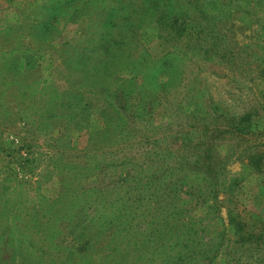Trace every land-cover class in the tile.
Returning a JSON list of instances; mask_svg holds the SVG:
<instances>
[{
	"label": "trees",
	"instance_id": "obj_1",
	"mask_svg": "<svg viewBox=\"0 0 264 264\" xmlns=\"http://www.w3.org/2000/svg\"><path fill=\"white\" fill-rule=\"evenodd\" d=\"M41 2L32 10L18 7L15 12L17 26L14 28L27 39V45L33 41L32 44L39 48L34 46L32 53H27L29 49L22 53V69L20 58L13 61L8 57L3 64L8 76L18 77L23 73L20 74L22 77L25 73L21 71L36 66V53L52 48L54 40L59 37V23L65 28L86 22L85 37L81 43L69 46L74 50L73 56L64 58V52L56 51L60 59L64 58L66 72L58 87H54L56 83L43 84L41 77H32L30 84H26L25 77L16 78L14 86H21L16 83L20 82L24 85L22 91L30 97L38 93L46 96V91L50 92L48 102H45L46 110L39 119L59 117L53 114L58 106L62 115H67L64 119L67 133L74 140L83 128L78 121H88L96 113L105 127L99 136L104 139L112 137L114 145L122 143L142 150L131 152V155L112 152L114 158L108 163L93 156L92 162L77 167L80 181L72 197L65 196L62 191L54 194L60 196L51 201L57 206L53 215L59 214V208H62L64 214L60 220L71 228L73 222H77L75 227H80L73 239L82 242L81 249L77 254L76 251L69 252L64 261L75 264L78 256L89 258L87 264H218L223 239L211 245V239L205 234V218L191 214V208L186 204L188 199L185 200L184 196L191 195L197 203L203 197L202 203L208 214L217 210L221 182L219 166L223 160L214 154L213 146L223 134L239 135L245 140L242 135L250 133L251 114L238 118L224 115L227 121L224 127L210 128L203 124L204 137L209 131L211 137L209 140L203 138L200 145L204 148L196 162L190 160L192 153L188 151L174 152L180 137L179 133H172L169 124H173L172 117L181 121L188 118L191 105H195L198 112L195 121L206 120L205 90L200 88L198 96H191L192 89L187 88L189 64L201 53L219 56L223 61L227 56H233L223 52L222 46L228 40H235L234 32L239 28L253 31L255 41L264 40V18L246 21L247 17L240 15L247 11L253 16H264V0ZM246 6L257 8L251 13ZM190 25L195 31L190 30ZM147 26L158 31L155 48H147L141 42V32ZM12 29H6V35L19 37ZM68 52L66 50L65 54ZM262 74L264 76V70ZM7 75L2 76L3 81ZM162 112L166 114L167 122L165 131L160 134L162 125L156 118ZM2 115L8 118L7 111ZM144 147H147L145 151ZM262 158V153L252 152L241 162L243 169L235 179L234 194L243 205L248 193L244 183L264 184ZM110 168L114 172L109 175ZM191 172L201 173L203 184L187 183ZM105 176L114 178H109L111 182L105 184ZM87 184L94 186L85 191ZM83 191L86 192L83 198L86 201L75 204L77 194ZM69 206H75V211L71 209V214L69 210L65 214ZM260 221L264 226V220ZM232 222L240 243L264 238L263 233L258 235L252 227L247 230L244 220L232 218ZM11 240L16 241L13 235ZM122 244L124 247L120 248ZM15 255L16 251H12V259ZM47 255L55 256L54 253Z\"/></svg>",
	"mask_w": 264,
	"mask_h": 264
},
{
	"label": "rangeland",
	"instance_id": "obj_2",
	"mask_svg": "<svg viewBox=\"0 0 264 264\" xmlns=\"http://www.w3.org/2000/svg\"><path fill=\"white\" fill-rule=\"evenodd\" d=\"M41 3V0H15L12 3L0 0V75H7L3 64L8 57H12L13 61L20 58L22 69V53L28 49L27 53H32L34 46L39 48L37 44H32L33 41L26 44L27 39L14 28L17 26L14 15L18 7L32 10ZM256 8L246 6L248 11L252 10L251 13ZM240 15L247 17L246 21L264 18L263 14L253 16L247 11ZM58 25L61 28L59 37L54 40L52 48L36 53V66L33 69L21 71L25 73L22 77L20 74L23 73L19 72L18 77L7 75L4 81L3 75L0 77V264H14L16 261L18 264H60L69 252L76 251L77 254L82 242L73 238L79 233L80 227H75L77 222H73L71 228L64 220H60L64 214L62 208H59V214L53 215L57 206L52 205L51 201L60 196L54 194L62 191L65 196H71L80 181L77 167L87 161L92 162L93 156L108 163L114 158L112 152H128V155L131 152H142L138 146L128 147L122 143L114 145L112 137L104 139L99 136L105 127L102 118L96 113L88 121L77 120L83 128L74 140L67 133L68 126L64 120L67 115H62L63 111L58 106L53 114L59 117L39 119V115L46 110L45 102H48L50 92L46 91V96L38 93L30 97L22 91L24 85L20 82L16 83L21 86H14L16 78L20 80L24 77L27 79L26 84L32 82V77H41L43 84L56 83L54 87L62 83L66 73L64 58L73 56L71 53L74 51L69 46L82 42L87 23L77 22L65 28H62L61 23ZM11 27L19 37L6 35V29ZM189 27L195 31L193 25ZM234 33L235 40H228L222 46L223 52L232 53L233 56L229 55L223 61L219 56L201 53L194 57L188 67L186 83L187 88L192 89L191 96H198L200 88L205 90L203 103L207 106L206 120L195 121L198 112L195 105H191L188 118L181 121L172 117L173 124L169 126H172V133H179L180 137L174 152L188 151L192 153L190 160L196 162L204 148L200 145L203 138L209 140L211 137L210 131L204 137L203 124L210 128L216 125L224 127L227 123L224 115L238 118L251 114L250 133L242 135L245 140L239 135L223 134L213 146L214 154L223 160L219 166L221 182L217 210L208 214L202 203L203 197L200 203L191 195L184 198L188 199L186 204L194 217L205 218L203 225L211 245L223 239L218 264H264V238L240 243L236 226L232 222V218L244 220L248 225L247 230L252 227L258 235L264 234V226L260 221L264 220V184L244 183L248 192L245 205L234 194L235 179L243 169L241 162L249 154H263L260 165L264 172V40L255 41L253 31L245 28H239ZM140 37L147 48L158 45V31L153 26L144 28ZM59 50L64 52L63 59L56 53ZM66 50L70 52L65 54ZM5 111L8 112V118L2 117ZM156 120L162 125L159 129L162 134L166 129V114H158ZM186 142L188 149L185 151ZM109 172V175L112 174L114 169L110 168ZM187 177V183L203 184L201 173L191 172ZM109 178L103 177L105 184L111 182ZM91 186L94 184L85 185V191ZM85 191L77 194L75 204L86 201L83 199ZM71 209L74 212L75 206L66 208L65 214L68 210L71 214ZM71 231L75 233L71 234ZM12 235L16 241H9ZM123 247V244L120 245V248ZM12 251H16L14 259ZM48 253H54L55 256H49ZM88 259L76 256L75 264H87ZM72 263L64 261L63 264Z\"/></svg>",
	"mask_w": 264,
	"mask_h": 264
}]
</instances>
